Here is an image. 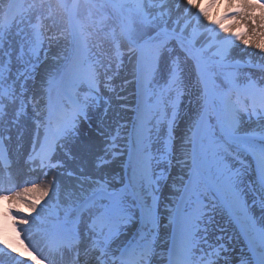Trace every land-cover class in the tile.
Here are the masks:
<instances>
[{"label":"snow or ice","instance_id":"1","mask_svg":"<svg viewBox=\"0 0 264 264\" xmlns=\"http://www.w3.org/2000/svg\"><path fill=\"white\" fill-rule=\"evenodd\" d=\"M0 264H264V0H0Z\"/></svg>","mask_w":264,"mask_h":264},{"label":"bare ground","instance_id":"2","mask_svg":"<svg viewBox=\"0 0 264 264\" xmlns=\"http://www.w3.org/2000/svg\"><path fill=\"white\" fill-rule=\"evenodd\" d=\"M242 47V46H241ZM248 51H252V49H248Z\"/></svg>","mask_w":264,"mask_h":264},{"label":"rangeland","instance_id":"3","mask_svg":"<svg viewBox=\"0 0 264 264\" xmlns=\"http://www.w3.org/2000/svg\"><path fill=\"white\" fill-rule=\"evenodd\" d=\"M242 46V45H241ZM243 47V46H242ZM248 50V49H247Z\"/></svg>","mask_w":264,"mask_h":264}]
</instances>
